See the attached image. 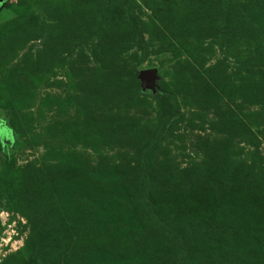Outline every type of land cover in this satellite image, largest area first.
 I'll use <instances>...</instances> for the list:
<instances>
[{
	"label": "rangeland",
	"instance_id": "374dc122",
	"mask_svg": "<svg viewBox=\"0 0 264 264\" xmlns=\"http://www.w3.org/2000/svg\"><path fill=\"white\" fill-rule=\"evenodd\" d=\"M0 123V264H264V0H5Z\"/></svg>",
	"mask_w": 264,
	"mask_h": 264
},
{
	"label": "water",
	"instance_id": "95a60500",
	"mask_svg": "<svg viewBox=\"0 0 264 264\" xmlns=\"http://www.w3.org/2000/svg\"><path fill=\"white\" fill-rule=\"evenodd\" d=\"M5 0H0V4H2ZM155 74V69H147V70H142L140 72V77H141V80H146L147 79V76L151 75L153 76ZM153 78V77H152Z\"/></svg>",
	"mask_w": 264,
	"mask_h": 264
},
{
	"label": "trees",
	"instance_id": "16d2710c",
	"mask_svg": "<svg viewBox=\"0 0 264 264\" xmlns=\"http://www.w3.org/2000/svg\"><path fill=\"white\" fill-rule=\"evenodd\" d=\"M2 125V123H0Z\"/></svg>",
	"mask_w": 264,
	"mask_h": 264
}]
</instances>
